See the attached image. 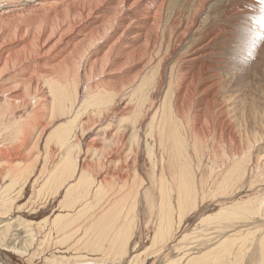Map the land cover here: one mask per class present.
<instances>
[{
	"label": "bare ground",
	"instance_id": "1",
	"mask_svg": "<svg viewBox=\"0 0 264 264\" xmlns=\"http://www.w3.org/2000/svg\"><path fill=\"white\" fill-rule=\"evenodd\" d=\"M250 5L0 0V264H264V89L217 46Z\"/></svg>",
	"mask_w": 264,
	"mask_h": 264
},
{
	"label": "rangeland",
	"instance_id": "2",
	"mask_svg": "<svg viewBox=\"0 0 264 264\" xmlns=\"http://www.w3.org/2000/svg\"><path fill=\"white\" fill-rule=\"evenodd\" d=\"M180 1V0H178ZM182 1V0H181ZM237 2V1H236ZM182 4H177L175 5L176 7H180ZM260 6V7H259ZM250 8L251 10L249 12H246L242 15H238L236 17L233 18L234 20V23H232V26L229 28V30L231 31L232 29V38H228L225 42L223 41L222 44H217V46L219 47L220 49V54L218 55L219 59L224 62L223 63V67L226 66L225 68L226 69H229L231 71H234L236 74L235 76L236 79L234 81H236L235 83L238 85V86H242L243 84V87L245 86L246 87V90L249 89L250 92H252L254 90V87L255 85L259 84L261 87H263L264 89V0H256V5L254 7H251L250 5ZM257 8V9H256ZM259 8V9H258ZM258 10V11H257ZM183 11V10H182ZM170 12L171 13H177V12H180L179 9H170ZM254 13V14H253ZM214 16L215 17H219V13H215V14H211V16ZM244 18V19H243ZM247 18V19H246ZM241 20V21H240ZM248 22V23H247ZM234 24V25H233ZM238 25V26H237ZM240 25V26H239ZM244 25V26H243ZM247 25V26H245ZM249 25V26H248ZM239 28V29H238ZM241 28V29H240ZM257 30V32H256ZM260 32V33H259ZM263 33V34H261ZM259 34V35H258ZM238 35V36H237ZM232 40V41H231ZM251 40V41H250ZM229 43V44H228ZM232 43V44H231ZM263 44V45H261ZM226 45V46H225ZM261 45V46H260ZM259 46L261 47L259 50ZM223 47V48H222ZM253 47L254 49V52L251 53L250 56H252V59L249 61V60H246V57H250V56H247L249 54V48ZM225 48V49H224ZM227 48V49H226ZM235 48V49H233ZM232 50V52H231ZM258 50V51H257ZM263 50V51H262ZM225 51V52H224ZM239 51V52H238ZM261 51V53H259ZM229 52V53H228ZM225 53V54H224ZM257 53H258V56H257ZM229 56H228V55ZM234 54V55H233ZM257 58H256V56ZM259 55L261 57H259ZM263 55V56H262ZM245 58V59H244ZM259 59L261 62H259ZM245 60H246V64L244 65L245 63ZM253 65H252V64ZM258 63L259 66H256L254 67V64ZM233 64V66H232ZM252 65V66H250ZM237 66V67H236ZM249 66V67H248ZM241 67V68H240ZM246 67L248 69H246ZM244 68V69H243ZM243 69V70H242ZM242 70V71H241ZM246 70V71H245ZM238 71V73L236 72ZM240 74V75H239ZM246 75L244 77V75ZM241 76V77H240ZM242 78V79H241ZM240 79V80H238ZM248 81V82H247ZM238 82V83H237ZM242 82V83H241ZM246 83V84H245ZM248 83V85H247ZM234 86V84L232 85ZM230 89V90H229ZM248 91V90H247ZM225 92H231V87L227 88L225 90ZM19 94V93H17ZM125 126H122L120 130L125 131ZM105 128H101V131H104ZM122 134V133H121ZM211 139H205V142L201 145V151L199 152L198 156H197V161L199 158H201L203 160V163L202 165H200V168H199V171L202 172L201 174H199V177L200 179L204 177V174L203 173H206L208 175H210V178L208 180V183L207 184V189H206V186H202L203 189L202 191L204 192V196L207 197L208 195V198L209 199H204V202L206 203H209V201L212 199V197L215 196V186H220L221 183H222V180H220L218 183L215 184L214 180V176H215V143L212 142V140L210 141ZM17 143V142H16ZM18 144H20L18 142ZM43 144V143H42ZM212 145V146H211ZM15 146V145H14ZM41 146V144H40ZM191 146V145H190ZM204 146V147H203ZM210 146V147H209ZM54 147V146H53ZM40 149V147H39ZM203 149V150H202ZM35 151V150H34ZM36 153V155L34 157H32L34 154ZM34 154L32 155H29V158L30 161L26 164L28 166H24L25 168H28V171L31 172V169L33 170L34 167H39L41 166V162L43 160H45V158H43L42 156V153L39 152V150L35 151ZM208 154V155H207ZM209 160L207 162V160ZM48 163V164H47ZM34 164V165H33ZM211 164V165H210ZM212 167V170L210 171L208 168L209 167ZM46 167H50L49 166V161L47 160L46 162ZM203 170V171H202ZM205 171V172H204ZM49 172V169H47L43 175L46 176V178H48L51 173H48ZM48 173V174H47ZM202 176V177H201ZM213 176V177H212ZM40 178V179H39ZM37 179V182L35 183V185L33 186V190L31 189L30 191V195H27V199H31L30 201H34V205L33 206H39L38 204L41 202L43 203L42 199L43 198V191L45 189V187H50V184L46 185L44 187V185L41 183L43 180L41 179L42 177H39ZM40 180V181H39ZM211 183H210V182ZM38 183V184H37ZM41 183V184H40ZM210 184V185H209ZM214 184V186H212ZM39 185V186H37ZM43 185V186H42ZM39 187V188H38ZM41 187V188H40ZM38 188V189H37ZM37 189V191H36ZM211 189V191H210ZM38 190H42V194H41V198H39L37 195H38ZM206 190V191H205ZM213 191V193H212ZM35 192V194H34ZM37 192V193H36ZM206 192V193H205ZM209 193V194H208ZM33 194V195H32ZM36 198V200H34ZM25 199V201L27 200ZM40 200V201H39ZM209 200V201H208ZM24 201V202H25ZM137 205V204H136ZM207 205V204H206ZM38 208V207H37ZM36 208V209H37ZM34 210V209H33ZM32 210V211H33ZM25 211H27V209L25 208ZM214 213V211L212 212ZM6 220L8 219H4L3 221L6 222ZM38 223L41 221L40 218H37L35 219L33 222L35 223ZM198 221H196L194 224H197ZM37 229H35L36 233L38 232V227H36ZM23 229V228H22ZM191 229V228H190ZM24 230V229H23ZM192 230V229H191ZM190 231V230H189ZM34 234V235H37V234ZM32 234H27V235H32ZM188 237L187 238H190L191 236L189 234H186ZM81 237L78 236L76 237V239L72 240L71 244H75L77 242V244H81L79 246H83L84 243H79L78 240L80 239ZM83 244V245H82ZM34 249V248H33ZM35 249H38L37 247H35ZM33 250V253L34 254H37V251L36 250ZM150 250V251H149ZM144 253H143V257H148V256H151L154 252V247H153V243H150V241H148V243L146 244L145 248H144ZM149 252V253H148ZM43 253V252H40V254ZM82 253V252H81ZM39 254V255H40ZM149 254V255H148ZM147 255V256H146ZM81 256H85L84 254H81ZM16 258H14V260H12L13 264H37L40 262V258L38 256H36L33 260V262L29 261L27 257H23V256H15ZM23 257V258H22ZM69 258H75L73 256H70ZM15 261V262H14ZM25 261V262H23ZM29 261V263H28ZM27 262V263H26ZM9 264V263H8Z\"/></svg>",
	"mask_w": 264,
	"mask_h": 264
}]
</instances>
